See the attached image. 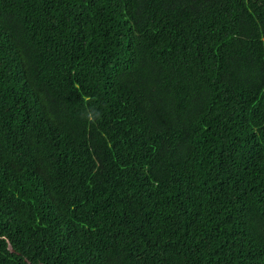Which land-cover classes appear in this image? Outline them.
<instances>
[{
    "label": "trees",
    "instance_id": "obj_1",
    "mask_svg": "<svg viewBox=\"0 0 264 264\" xmlns=\"http://www.w3.org/2000/svg\"><path fill=\"white\" fill-rule=\"evenodd\" d=\"M0 264H264V0H0Z\"/></svg>",
    "mask_w": 264,
    "mask_h": 264
},
{
    "label": "water",
    "instance_id": "obj_2",
    "mask_svg": "<svg viewBox=\"0 0 264 264\" xmlns=\"http://www.w3.org/2000/svg\"><path fill=\"white\" fill-rule=\"evenodd\" d=\"M6 242H7V248H8V250H9L10 252H12L13 249H12L11 245L9 244V242H8L7 240H6Z\"/></svg>",
    "mask_w": 264,
    "mask_h": 264
}]
</instances>
